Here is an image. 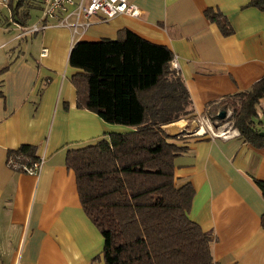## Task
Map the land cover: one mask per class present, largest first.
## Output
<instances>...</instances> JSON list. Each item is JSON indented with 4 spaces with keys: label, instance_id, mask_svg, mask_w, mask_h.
<instances>
[{
    "label": "crops",
    "instance_id": "crops-1",
    "mask_svg": "<svg viewBox=\"0 0 264 264\" xmlns=\"http://www.w3.org/2000/svg\"><path fill=\"white\" fill-rule=\"evenodd\" d=\"M249 1L132 0L138 17L93 18L78 34L54 18L30 34L20 28L39 22L41 4L31 3L36 21L28 10L22 26L11 17L7 0H0V11L8 14L0 15V71L5 69L0 73V264H104L103 240L81 208L65 153L132 129L105 123L77 106L71 78L80 70L68 64L73 44L115 40L128 30L165 46L195 117L205 121L207 109L264 75V12L247 7ZM207 9L225 16L230 35L205 18ZM258 111L264 125V98ZM191 124L180 120L163 127L169 136L181 137L176 144L185 148L175 159V181L193 187L189 219L213 238L216 263L264 264V199L255 184L264 181V148L245 143L229 122L210 128L215 135L205 125L192 134ZM21 145L35 147L43 161L38 174L9 166L8 152Z\"/></svg>",
    "mask_w": 264,
    "mask_h": 264
},
{
    "label": "trees",
    "instance_id": "trees-1",
    "mask_svg": "<svg viewBox=\"0 0 264 264\" xmlns=\"http://www.w3.org/2000/svg\"><path fill=\"white\" fill-rule=\"evenodd\" d=\"M24 3L7 0L11 17L22 26L29 18ZM246 6L264 12V0ZM204 16L223 36L232 33L221 13L207 9ZM171 60L165 46L128 30L115 40L76 42L69 53V66L80 70L71 78L77 106L105 123L132 129L104 134L65 153L81 208L103 240L104 264H218L210 252L213 238L188 217L192 185H176L175 159L185 150L176 144L181 137L163 129L196 118L182 77L169 69ZM263 98L264 75L248 90L223 97L205 115L216 121L219 108L229 109L226 121L239 138L261 149L264 125L258 104ZM7 158L19 170L39 160L31 145L9 151ZM255 184L264 199V181Z\"/></svg>",
    "mask_w": 264,
    "mask_h": 264
},
{
    "label": "built area",
    "instance_id": "built-area-1",
    "mask_svg": "<svg viewBox=\"0 0 264 264\" xmlns=\"http://www.w3.org/2000/svg\"><path fill=\"white\" fill-rule=\"evenodd\" d=\"M29 4L33 3V0ZM132 0H41L40 19L30 27H22L20 30L24 33H37L45 28L47 21L56 19L59 26L70 28L73 34L79 31L84 32L91 24V19L99 18L102 20L111 19L119 15H127L130 17L140 16V10L131 2ZM47 50L43 48L41 55H46ZM170 68L177 72V65L173 59L169 62ZM203 121V120H202ZM200 122V121H199ZM202 125L196 131H201ZM207 131L211 135H215L210 128ZM205 135L204 132H201ZM43 161L39 159L31 163L29 166H23L21 170L27 174L36 175L41 169ZM10 167L17 168L12 159H8Z\"/></svg>",
    "mask_w": 264,
    "mask_h": 264
},
{
    "label": "rangeland",
    "instance_id": "rangeland-1",
    "mask_svg": "<svg viewBox=\"0 0 264 264\" xmlns=\"http://www.w3.org/2000/svg\"><path fill=\"white\" fill-rule=\"evenodd\" d=\"M34 2H36V3H40V1L41 0H33ZM3 3H6V0H3ZM23 7H24V9L26 10V11H30V19H32L33 21H36V16L38 15V13H37V11L35 10V8H32L31 7V4L29 5V1H26V3L23 5ZM35 7V6H34ZM1 14L0 15H8L7 14V11L5 10V9H2L1 11ZM3 18V17H2ZM223 109L222 108H219L217 111V113H219V111H222ZM226 112H227V116L226 117H229V111L228 110H226ZM206 114V113H205ZM227 120V118H225V120H223V124H225V123H227L228 121H226ZM190 121V120H189ZM200 121V122H199ZM218 120H216V121H213V120H210V118H209V120L208 119H205V121H202V119H199V118H195L194 120H193V124H191V125H194L193 126V128H194V130L193 131H191V133L192 134H196V130H198V128L201 126V124L202 125H205V127H207V128H211L212 130H213V128L214 127H216V126H218L219 124H221V123H218L217 122Z\"/></svg>",
    "mask_w": 264,
    "mask_h": 264
},
{
    "label": "water",
    "instance_id": "water-1",
    "mask_svg": "<svg viewBox=\"0 0 264 264\" xmlns=\"http://www.w3.org/2000/svg\"><path fill=\"white\" fill-rule=\"evenodd\" d=\"M227 116V112L226 111H219V113H217L216 117L218 120H224Z\"/></svg>",
    "mask_w": 264,
    "mask_h": 264
}]
</instances>
